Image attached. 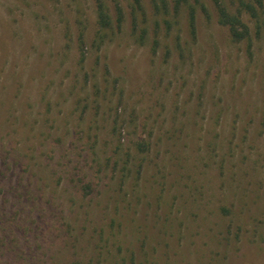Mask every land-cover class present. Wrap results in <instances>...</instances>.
I'll return each mask as SVG.
<instances>
[{
    "label": "rangeland",
    "instance_id": "374dc122",
    "mask_svg": "<svg viewBox=\"0 0 264 264\" xmlns=\"http://www.w3.org/2000/svg\"><path fill=\"white\" fill-rule=\"evenodd\" d=\"M105 1L0 0V264H264V0Z\"/></svg>",
    "mask_w": 264,
    "mask_h": 264
},
{
    "label": "trees",
    "instance_id": "16d2710c",
    "mask_svg": "<svg viewBox=\"0 0 264 264\" xmlns=\"http://www.w3.org/2000/svg\"><path fill=\"white\" fill-rule=\"evenodd\" d=\"M95 1V15H96V31L94 34V44L96 47H101L109 36L114 35L115 29H119L122 24V9L117 7V17L114 20L111 17L108 6L106 5L105 0H94ZM154 7L158 6L157 0H152ZM216 13H217V22L219 25L226 27L230 36V39L234 43H239L242 41L250 40L251 31L248 23L246 22V17L249 19L257 18V13L259 9L263 8V0H212ZM166 3V1H165ZM178 6V1L175 2ZM132 13L134 15V35L138 40H142L144 31L139 30L138 18L139 16L145 17L143 12V7L140 0H133ZM191 28H194V20L191 16L189 22ZM80 38H83V34L80 35ZM84 55H80L79 62L83 64ZM78 239H75V241ZM98 256V255H97ZM46 264H68L65 261L64 255L61 259L52 258L50 261L46 260ZM70 264V263H69ZM73 264H94V258H91L89 262L80 263L79 261Z\"/></svg>",
    "mask_w": 264,
    "mask_h": 264
}]
</instances>
